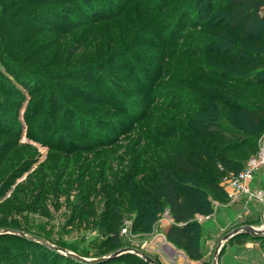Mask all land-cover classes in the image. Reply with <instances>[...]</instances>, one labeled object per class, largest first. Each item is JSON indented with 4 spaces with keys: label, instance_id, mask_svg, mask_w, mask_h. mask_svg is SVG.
Returning <instances> with one entry per match:
<instances>
[{
    "label": "rangeland",
    "instance_id": "374dc122",
    "mask_svg": "<svg viewBox=\"0 0 264 264\" xmlns=\"http://www.w3.org/2000/svg\"><path fill=\"white\" fill-rule=\"evenodd\" d=\"M95 2L98 7L100 4L99 16H105L102 21L87 24L66 36L56 35L50 29L40 33L37 30L17 50L21 51L20 62L28 66L32 65L29 53L31 56L38 53L41 62L55 53L57 59L52 62H57L53 67L42 70L35 66L40 73L64 68L72 75L77 69L82 71L86 63H94L105 67L97 70L101 76H95V71L84 82L70 76L58 77L64 83L51 80L55 83L51 87L53 94H48L47 88L31 98L24 88L15 85L8 67L9 59L17 51L11 47V35L17 39L33 33L28 30L32 18L27 9L11 17L20 5L12 11L11 0H0V229L11 227L39 235L71 251L89 254V258L99 251L108 255L132 248L144 252L157 264H212L218 241L224 235L246 225L264 226V170L255 173L252 184L253 192L261 195L258 199L233 197L221 186L213 189L204 184L206 179L217 183L214 174L210 178L196 174L201 183L176 177L174 181L178 185L198 189L197 199L191 200L194 215L189 233L200 256L191 259L170 243L165 235L173 224L168 207L152 205L144 192L155 179L159 163L167 165L177 154L187 158L197 155L198 150L179 133L164 143L152 131L165 126L160 116L165 111L163 105L174 102L171 94L165 96L167 89H186L181 70L187 67V58L177 54L167 56L165 65L169 68L160 70L155 57L162 50L155 45L177 51L189 46L186 39L175 40L169 28L162 30L168 19L150 18L132 1L127 2L120 16L112 14L124 0ZM67 9L51 1L50 6L41 4L35 17L38 24L50 27ZM174 9L166 8L160 15L170 18ZM189 32L182 31L179 35ZM155 36L159 39L156 44L152 42ZM125 62H130L129 71L124 68L126 64L121 66ZM154 69L161 72L155 84L147 76ZM104 84H109V88ZM151 86L159 93L151 96L156 102L148 106L147 98L142 99ZM261 93L264 101V92ZM180 109L183 106L177 105L174 112H168L171 131L174 126L180 128L183 120L178 114ZM127 111L135 117L144 114L146 119H130ZM147 137H152L154 142L150 143ZM261 148H264V129L259 132L256 152L241 162L240 170ZM216 163L222 161L217 159ZM14 244L17 243L11 245ZM168 246L180 254L175 263L161 254L159 247L171 251ZM11 252L22 254V264H41L49 256L29 244L11 246ZM136 257L120 256L112 263L147 264ZM63 261L59 258L47 262L71 264ZM217 264H264V235L253 238L241 233L228 240Z\"/></svg>",
    "mask_w": 264,
    "mask_h": 264
},
{
    "label": "trees",
    "instance_id": "16d2710c",
    "mask_svg": "<svg viewBox=\"0 0 264 264\" xmlns=\"http://www.w3.org/2000/svg\"><path fill=\"white\" fill-rule=\"evenodd\" d=\"M51 1L66 6L68 8L66 14L60 15L59 19L54 21L50 27L47 24H38L35 11L41 4L50 6ZM129 1L142 8L146 15L151 16L150 18L155 20L163 18L164 21L168 19L162 30L169 28L174 33L175 40L186 39V45L189 46L183 51H177L155 45L156 49L162 50L155 57L160 63V70L169 68L168 65H165L167 56L177 54L181 58H187V67L181 70L184 77L182 82L186 89H171L172 91L167 89L168 91L164 93L165 96L171 94L174 102L163 105L165 111H161L160 116L165 126L162 125L160 129L152 131L164 143L175 138L176 133L181 134L185 142L198 150L197 155L193 154L187 157L193 160L190 161L177 154L167 165L159 163L155 179L149 184V190L144 192V197L154 206L159 207L164 204L168 207L173 224L166 231V239L182 249L189 258L197 259L200 256L199 251L193 244L189 230L190 220L194 215L191 200L197 199L195 195L198 189L189 185L182 187L174 180L181 176L188 178L189 181L201 183L203 181L196 174H202L206 178L208 176L210 178L211 174H214L215 178L217 177V183L206 179L204 184L213 189H221L219 183L223 173L226 171L238 172L241 162L256 152L259 132L264 129V101L261 99V92H264V0H124V4L116 9L112 15L120 16ZM14 6L19 7L13 11ZM171 6L175 8L172 15L171 11L169 12L171 17H162L160 14ZM25 9L28 10V16L32 18L28 24V30L33 33L17 39H14L16 37L14 34L11 35V47L16 50L23 40L32 38L37 30V33H40L50 29V32L56 35L61 33L62 36H66L72 31L84 28L87 24L100 22L105 17L99 16L100 4L98 7L95 0H25V2L23 0H11V10L14 12L11 17ZM72 13L81 17H71L73 16ZM70 18L74 22H69L72 21ZM187 30L190 32L183 36L179 35L182 31ZM153 38L155 39L152 42L156 44L159 39L157 36ZM9 40L10 38L7 42ZM33 52L32 50V54ZM20 53L19 49L9 59L11 65H9L8 71L15 85L24 88L31 98L40 90L47 88L46 92L53 94L54 90L51 87L55 86V83L51 80L64 83V81L57 79L58 77L70 76L69 78L73 77L77 82H84V78L95 71V76H101L97 70H104L105 68L94 63H86L87 65L82 67V71L77 69L72 75L64 71V68L49 69L51 71L40 73L34 69L35 66L42 70L43 67H53V64L57 62V60L52 62L56 58L55 53L46 57L42 62L38 59L40 57L38 53L32 56L29 53L28 56L32 61V65L29 66L20 62ZM129 63L125 62L121 66L126 64L124 68L129 71ZM160 75L161 72L156 69L147 74L153 84L158 82ZM104 86L109 88V84H104ZM14 89L18 90L16 87ZM158 91L152 89V86L149 87L142 100L147 98L148 106L155 104L156 101H152L151 96L159 93ZM107 92L108 90H106V96H108ZM99 94H103V91H100ZM250 99L251 101L248 103L247 100ZM96 100L103 99L97 98ZM44 101H49V99ZM177 105L183 106V109L178 111V114L183 116V120L180 122V128L174 126L173 131H171L169 130L171 120L168 118V112H174ZM126 114L130 119H146L144 114L137 117L130 111H127ZM64 120L66 121L67 118L64 117ZM147 139L150 143L154 142L152 137H147ZM217 159L221 160L222 163L216 165ZM201 161L206 163H203L202 166V164L200 165ZM6 229H11V227ZM238 235L240 234L231 239ZM33 236L44 239L39 235ZM8 239L11 242L6 243L5 241ZM4 242L6 243L5 247L3 246ZM113 242L118 243L117 236L113 238ZM13 243L17 244L11 245ZM50 243L78 256L91 257L89 254L71 251L51 241ZM18 244L32 245L39 249V253L44 254V256L49 255L45 256V262L40 259L42 260L41 264H48L49 259L59 260V258L64 260L63 263L71 262V264H115L112 262L120 256L136 257L127 252L102 262L85 263L62 255L29 239L13 234H0V264H12L11 261L22 264V254L18 252L15 255L14 252H11V246H18ZM104 254V251H99L96 256H105ZM96 256L93 258H97ZM18 257L20 259L17 261L16 258ZM137 259L144 262L139 258Z\"/></svg>",
    "mask_w": 264,
    "mask_h": 264
},
{
    "label": "water",
    "instance_id": "95a60500",
    "mask_svg": "<svg viewBox=\"0 0 264 264\" xmlns=\"http://www.w3.org/2000/svg\"><path fill=\"white\" fill-rule=\"evenodd\" d=\"M241 233H245V234H250L253 237L256 236H262L264 235V226L261 228H255L253 226L250 225H246V226H242V227H238L236 229H234L233 231H231L230 233H227L226 235H224L219 241L218 244L216 246V249L214 251V255H213V259H212V264H217L218 263V258L221 252L222 247L224 246V244L231 239L232 237H234L237 234H241ZM0 234H13V235H17L26 239H29L31 241L37 242L41 245H44L62 255L65 256H69L77 261L80 262H85V263H98V262H102L108 259H111L113 257H116L118 255H121L123 253H131L135 256H137L138 258H140L141 260H143L145 263L147 264H157L151 257H149L147 254H145L142 251H139L137 249H132V248H124L122 250H119L117 252L105 255V256H101V257H97V258H84L81 256H78L76 254H74L73 252H70L68 250H65L63 248H59L53 244H51L50 242L37 237V236H33L30 235L28 233H25L23 231H19V230H13V229H0Z\"/></svg>",
    "mask_w": 264,
    "mask_h": 264
},
{
    "label": "built area",
    "instance_id": "2783aa9c",
    "mask_svg": "<svg viewBox=\"0 0 264 264\" xmlns=\"http://www.w3.org/2000/svg\"><path fill=\"white\" fill-rule=\"evenodd\" d=\"M264 12V9H263ZM264 170V148H261L257 154L250 158L246 165L238 172L226 171L223 173L220 179V186L229 192L233 197L241 196L248 199L260 198V193H254L252 189L255 173L259 170ZM171 251H167L159 247L161 254L166 256L169 260L175 263V258L180 254H176L174 249L168 246ZM158 248V249H159ZM175 253V254H173ZM171 262V263H173Z\"/></svg>",
    "mask_w": 264,
    "mask_h": 264
}]
</instances>
